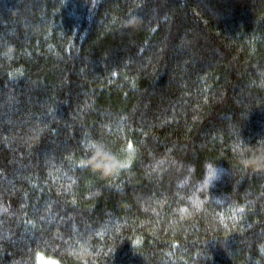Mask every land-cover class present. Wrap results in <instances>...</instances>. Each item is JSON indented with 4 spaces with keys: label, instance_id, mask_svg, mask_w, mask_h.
<instances>
[{
    "label": "trees",
    "instance_id": "16d2710c",
    "mask_svg": "<svg viewBox=\"0 0 264 264\" xmlns=\"http://www.w3.org/2000/svg\"><path fill=\"white\" fill-rule=\"evenodd\" d=\"M40 257L264 264V0H0V264Z\"/></svg>",
    "mask_w": 264,
    "mask_h": 264
},
{
    "label": "clouds",
    "instance_id": "9594fccd",
    "mask_svg": "<svg viewBox=\"0 0 264 264\" xmlns=\"http://www.w3.org/2000/svg\"><path fill=\"white\" fill-rule=\"evenodd\" d=\"M243 143V141H241ZM96 149H93V154L95 153ZM101 151L102 155H111V153H105L103 149H99ZM133 149H129L128 152L131 153ZM104 159H98L96 163L101 164L102 166L105 164ZM87 165V164H86ZM204 168V175L203 178L197 182L195 191L193 192L191 199H188V203L191 205L192 211H199L200 209L197 207L198 202L200 205H203L207 201L201 200L199 197V193L201 191L207 192L210 194V189L215 186V183L221 179L222 173L224 172L223 169L219 168L217 164H214L211 161H206L203 165ZM194 172V168L189 166L188 168V175H186L184 178L179 180L177 182V188L183 189L186 185H189L191 182V174ZM187 209L189 211L188 207H181L178 209L179 214H182L184 210ZM79 253L77 254V256ZM86 264V262H85Z\"/></svg>",
    "mask_w": 264,
    "mask_h": 264
},
{
    "label": "rangeland",
    "instance_id": "374dc122",
    "mask_svg": "<svg viewBox=\"0 0 264 264\" xmlns=\"http://www.w3.org/2000/svg\"><path fill=\"white\" fill-rule=\"evenodd\" d=\"M44 258V264H59L56 260H51V259H47L45 257ZM40 264H41V260H40Z\"/></svg>",
    "mask_w": 264,
    "mask_h": 264
},
{
    "label": "snow or ice",
    "instance_id": "6c2138e0",
    "mask_svg": "<svg viewBox=\"0 0 264 264\" xmlns=\"http://www.w3.org/2000/svg\"><path fill=\"white\" fill-rule=\"evenodd\" d=\"M124 165H121V167H123ZM40 260H41V264H44V258L43 257H40Z\"/></svg>",
    "mask_w": 264,
    "mask_h": 264
}]
</instances>
